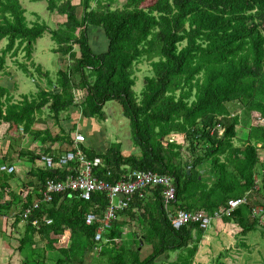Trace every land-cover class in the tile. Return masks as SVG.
<instances>
[{
    "label": "trees",
    "instance_id": "obj_1",
    "mask_svg": "<svg viewBox=\"0 0 264 264\" xmlns=\"http://www.w3.org/2000/svg\"><path fill=\"white\" fill-rule=\"evenodd\" d=\"M111 4L112 0H46L47 10L62 17L50 28L45 22L29 24L20 0H0V40L7 38L0 51V70L7 53L13 57L21 49L29 60L33 43L45 31L56 43L54 51L68 59L67 66L58 69L55 82L48 80L49 88L39 87L34 94L4 105L1 98L8 90L0 87V119L9 122L10 129L11 124H21L25 132L36 136L41 131L31 128L35 113L45 107L57 122L72 108L84 118L105 120L103 106L116 101L129 120L130 139L139 153L124 154L120 141L101 153L80 143L89 159H101L93 166L97 177L115 182L134 170L168 174L176 188L172 211L204 209L213 214L229 199L247 193L245 203L220 218L237 223L243 231L263 227L258 221L262 213L251 221L248 214L264 199V165L258 152L264 149V0ZM142 60L150 69L136 93L134 65ZM18 64L28 69L26 63ZM35 69L48 76L40 65ZM230 103L237 104L240 112H232ZM251 119L257 123L251 124ZM237 125L247 129L240 145L234 144ZM43 133L52 141L72 145L65 133L52 136L48 129ZM65 174L64 168H40L38 178L42 184L46 178L58 180ZM69 193L54 194L47 207L40 205L26 219L30 232L64 234V225L70 228L65 239L70 237L72 243L59 247L66 257L63 263L83 264L85 251L96 245V259H102V264H155L163 253L175 250L181 252L173 264H191L206 228L197 222L174 228L161 188L156 186L143 197L135 194L127 207L117 211L102 239L95 240L102 220L86 224L85 214L105 207L106 195L95 193L86 201L72 193L71 203L55 209L56 198ZM29 197L16 217L21 218ZM45 215L50 223L44 221ZM120 216L139 223V233L129 242L123 238L126 222ZM36 217L35 226L31 221ZM140 240L150 247L143 257ZM50 242L53 247L58 241Z\"/></svg>",
    "mask_w": 264,
    "mask_h": 264
},
{
    "label": "crops",
    "instance_id": "obj_2",
    "mask_svg": "<svg viewBox=\"0 0 264 264\" xmlns=\"http://www.w3.org/2000/svg\"><path fill=\"white\" fill-rule=\"evenodd\" d=\"M61 18L62 17L58 14H52L55 27L56 24L61 21ZM9 57L12 61H17L15 57L10 55ZM67 64V56L63 55V59L60 58L58 69L65 68ZM38 65H40L41 69H44L41 64ZM55 80L53 82H55ZM44 84H46L43 86L44 88H49L47 82ZM0 87L8 89V92L1 98L4 105L8 100L12 102L19 100L17 97H14L13 94L10 95V92L17 90L18 86L15 79V72L8 67L6 61L4 67L0 70ZM53 87H55L54 83L51 88ZM45 111L40 110L35 113V120L31 128L41 131V133L36 136L25 132L21 124L19 126L11 124L12 128L10 129L9 122L0 119V165L6 164L15 167V170L12 172L0 170V264H72L71 262H62L63 258L66 259V257L61 253L59 248L63 246L68 247L72 243L70 237L65 239L70 232L69 227L64 225V228L67 229L64 234L54 232L41 234L37 230L30 232L27 220L15 216V214L21 210V206L26 203L27 195L30 196L29 198L31 200L28 206L31 205L32 201L40 197L39 194L42 184H40L38 178V171L41 167L39 162H37V158L40 155H50L56 158L62 155L69 147L65 140L59 139L52 141L46 138L43 131L48 129L52 136L59 134L64 135L65 133V135H68L69 139H73L75 133H82L85 137L82 144L92 148L96 153L107 150L111 144V141L106 140L105 127L101 120L96 118H84L78 110L72 108L67 112L65 111L57 122L49 113L46 114ZM45 114L48 116H45ZM254 120L255 119L250 120V123L253 125L257 123L254 122ZM238 128L242 131L240 135L237 134ZM90 134L96 136L94 142L90 141L88 137ZM246 134V127L237 125L235 139H237L238 142L234 140V144L240 145L242 140L245 139ZM129 144L130 140L125 143L123 142V145L121 143V149L122 146L125 147L124 150L126 152L122 149L124 154L130 153L129 151L132 147ZM258 152L260 155L261 150L258 149ZM260 157L264 165V156ZM203 171V169L200 170L201 173H203ZM27 183H29L28 189L24 187V184L28 185ZM31 188L34 190H31ZM258 188L259 185L257 184L256 189L258 190ZM255 191L252 190L251 192L255 194ZM245 195L248 197L247 193H245ZM249 198L251 199L250 196ZM73 199L74 196L72 193L66 196L60 194V196L56 198L55 209L59 208L61 205H68ZM49 204L50 203L43 202L40 205L47 207ZM255 206L260 210V213L263 214L261 217H264V199H261L260 203ZM248 216L249 221H251V214L249 213ZM120 218L124 219L126 222L123 226V238L125 241L129 242L135 237V232L139 233V223L126 216H120ZM222 219L223 218L219 217L212 219L210 225L203 230V234L197 244V249L192 257L191 264L249 263L260 256L258 255V251L254 252L253 248V245L258 246V243L261 241L255 239L256 233L254 231H257V234L261 235V232L256 228L264 230V227L255 226L247 231H243L242 227L237 223L224 221ZM51 239H53V242L56 240L63 243H53L54 245L52 247L50 242ZM103 240L105 243L106 240ZM141 245H144L143 249H141L143 257L150 252V247L147 244H143V242ZM98 251V246L96 247V245L86 250L83 256V264H93L92 257H97ZM179 252H181V250L163 253L156 259V262L162 260L173 263L178 259ZM245 258L246 260H244ZM96 260L95 262L97 263L95 264L103 263L102 259ZM249 264L255 263L251 262Z\"/></svg>",
    "mask_w": 264,
    "mask_h": 264
},
{
    "label": "built area",
    "instance_id": "obj_3",
    "mask_svg": "<svg viewBox=\"0 0 264 264\" xmlns=\"http://www.w3.org/2000/svg\"><path fill=\"white\" fill-rule=\"evenodd\" d=\"M84 139L85 137L82 133H75L72 145L62 155L56 158L50 155H40L37 158V162H39L42 169L64 168L66 174L62 179L46 178L44 180L41 185L40 197L32 201L30 206L23 209L21 212L22 219H27L31 212L37 209L41 203H50L54 194L69 191L75 193L80 199L90 201L95 193H104L108 200L106 206L97 210L93 208L85 214L86 224H91L98 218L102 220L94 235L95 240H100L104 229L110 225L118 210L127 207L135 194L138 197H143L146 193H149L151 188L156 186L161 188L162 201L168 211L169 221L176 229L186 223L196 222L207 227L212 219L230 215L237 205L247 201L246 195L231 198L225 205L218 207L213 214H209L204 209L186 210L175 208L172 211L170 204L175 200L176 188L170 175L159 174L152 170H134L128 172L126 179H119L115 182L101 179L93 173V166L99 163L101 159L98 157L89 159L79 148V144ZM0 170L12 172L15 167L1 164ZM256 182L258 184V180ZM100 213L102 216H100ZM259 213L260 210L256 206L252 207L250 211L252 217H257ZM43 219L46 223L51 222V219L46 215ZM258 221L264 227V217L258 216ZM31 223L35 226L38 225L37 217L33 218Z\"/></svg>",
    "mask_w": 264,
    "mask_h": 264
},
{
    "label": "rangeland",
    "instance_id": "obj_4",
    "mask_svg": "<svg viewBox=\"0 0 264 264\" xmlns=\"http://www.w3.org/2000/svg\"><path fill=\"white\" fill-rule=\"evenodd\" d=\"M124 0H112V7H120L123 4ZM21 5L25 9V16L27 22L30 24L34 21L45 22L50 28H55L54 21L52 19V14L46 8V0H20ZM7 43V38L4 37L0 40V51L5 47ZM33 52L32 56L29 60L24 57V51L19 49L17 51V55L13 56L17 61H12L9 57L10 53L6 55V64L9 68L13 69L15 72V79L17 83V90H13L10 92V95L13 94L14 97L20 99L23 95L34 94L39 87H43L45 82L48 83V80L54 81L57 77V70L60 65V58L63 59V55L60 53H55L53 48L56 47L55 41H53L50 37L48 31H45L43 35L35 40L33 43ZM18 62L26 63L28 69L24 70L18 64ZM41 64L44 69V72H48V76L39 74L35 69V65ZM149 65L146 60H142L139 63L134 65L136 82L133 86V89L136 93L140 92L142 87V82L144 80V76L149 74ZM8 90V89H7ZM229 108L233 112H238L240 107L235 103L228 104ZM45 111L48 114V109L44 108L42 111ZM103 111L105 112L106 119L101 120L103 126L105 127V137L106 140L112 142L120 141L123 145V142L130 140L131 149L129 152L131 153H139L138 149L133 145V142L130 139V127L128 118L122 113L120 105L116 101H107L103 106ZM240 112V111H239ZM45 116H48L46 115ZM241 116H243L241 112ZM254 122H257L256 119ZM242 131L238 128L237 134L240 135ZM90 141L94 142L96 136L94 134L88 135ZM104 139V138H103ZM238 142L237 139H234ZM260 147V144H258ZM124 146L122 149L124 150ZM261 150L260 156H264V149L259 148ZM124 152H126L124 150ZM261 232V235L256 233L255 239L261 240L258 243V246L253 245L254 252H259L258 257L255 260L251 261L255 264H264V230L261 228H256ZM255 229V230H256ZM144 245L141 247L143 249ZM246 260V258L244 259ZM96 257H92L93 264L95 262ZM249 262V263H251ZM173 264L167 261L158 260L156 264ZM248 262L240 263V264H249Z\"/></svg>",
    "mask_w": 264,
    "mask_h": 264
},
{
    "label": "water",
    "instance_id": "obj_5",
    "mask_svg": "<svg viewBox=\"0 0 264 264\" xmlns=\"http://www.w3.org/2000/svg\"><path fill=\"white\" fill-rule=\"evenodd\" d=\"M187 172L189 173V171L187 170ZM202 172V171H201ZM140 243H142V241H140Z\"/></svg>",
    "mask_w": 264,
    "mask_h": 264
}]
</instances>
